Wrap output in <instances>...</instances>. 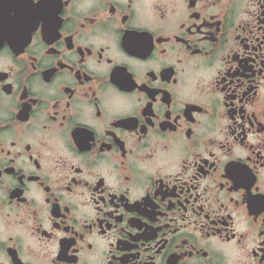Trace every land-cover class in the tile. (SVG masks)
Returning <instances> with one entry per match:
<instances>
[{
    "label": "flooded vegetation",
    "instance_id": "flooded-vegetation-1",
    "mask_svg": "<svg viewBox=\"0 0 264 264\" xmlns=\"http://www.w3.org/2000/svg\"><path fill=\"white\" fill-rule=\"evenodd\" d=\"M0 264H264V0H0Z\"/></svg>",
    "mask_w": 264,
    "mask_h": 264
}]
</instances>
